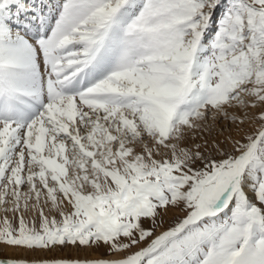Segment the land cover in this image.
Here are the masks:
<instances>
[{
	"label": "snow or ice",
	"instance_id": "1",
	"mask_svg": "<svg viewBox=\"0 0 264 264\" xmlns=\"http://www.w3.org/2000/svg\"><path fill=\"white\" fill-rule=\"evenodd\" d=\"M0 264H264V0H0Z\"/></svg>",
	"mask_w": 264,
	"mask_h": 264
},
{
	"label": "bare ground",
	"instance_id": "2",
	"mask_svg": "<svg viewBox=\"0 0 264 264\" xmlns=\"http://www.w3.org/2000/svg\"><path fill=\"white\" fill-rule=\"evenodd\" d=\"M103 250H100V251H95V250H87V254L90 255V256H98L102 253ZM22 254V255H26L28 256L29 258H34V257H52V256H57V257H60V256H68V255H72V256H76L77 255V251L76 250H73L71 248H65L63 250L61 249H55L54 251L52 252H35V253H23L22 250H18V249H5L3 250V255H6V256H13V255H16V254ZM81 256L85 255V253L81 252L80 253Z\"/></svg>",
	"mask_w": 264,
	"mask_h": 264
},
{
	"label": "rangeland",
	"instance_id": "3",
	"mask_svg": "<svg viewBox=\"0 0 264 264\" xmlns=\"http://www.w3.org/2000/svg\"><path fill=\"white\" fill-rule=\"evenodd\" d=\"M162 230V229H161Z\"/></svg>",
	"mask_w": 264,
	"mask_h": 264
}]
</instances>
